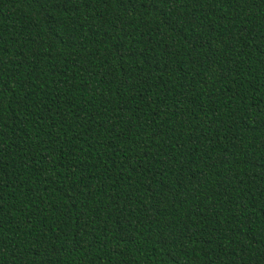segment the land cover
I'll return each instance as SVG.
<instances>
[{
	"label": "trees",
	"instance_id": "obj_1",
	"mask_svg": "<svg viewBox=\"0 0 264 264\" xmlns=\"http://www.w3.org/2000/svg\"><path fill=\"white\" fill-rule=\"evenodd\" d=\"M0 264H264V0H0Z\"/></svg>",
	"mask_w": 264,
	"mask_h": 264
}]
</instances>
